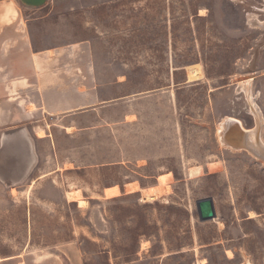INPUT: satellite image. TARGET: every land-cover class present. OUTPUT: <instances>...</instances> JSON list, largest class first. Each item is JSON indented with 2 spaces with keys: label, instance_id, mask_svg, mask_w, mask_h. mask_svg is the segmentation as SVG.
I'll return each mask as SVG.
<instances>
[{
  "label": "rangeland",
  "instance_id": "obj_1",
  "mask_svg": "<svg viewBox=\"0 0 264 264\" xmlns=\"http://www.w3.org/2000/svg\"><path fill=\"white\" fill-rule=\"evenodd\" d=\"M14 1L36 46L67 44L100 87L92 114L27 124L37 162L0 184V253L73 242L83 264H264V163L217 139L227 117L255 127L252 101L264 143V0ZM207 196L216 216L200 221Z\"/></svg>",
  "mask_w": 264,
  "mask_h": 264
},
{
  "label": "crops",
  "instance_id": "obj_2",
  "mask_svg": "<svg viewBox=\"0 0 264 264\" xmlns=\"http://www.w3.org/2000/svg\"><path fill=\"white\" fill-rule=\"evenodd\" d=\"M21 5L32 11L46 7V4L40 7ZM7 6L11 9L5 14ZM29 22L14 0H0V136L4 129L24 125L33 139L27 125L32 120L92 114L93 106L99 101L100 86L93 80V64L87 60L89 55L83 56L89 62L88 66L66 65L68 58L72 59L74 55L67 50L66 54L64 49L69 48L68 45L37 47ZM52 50L54 53L50 56ZM68 126L72 125L67 124L64 128ZM35 154L37 162L36 149ZM36 162L26 173L25 168L19 169L12 160L0 157V178L4 180L0 179V184L13 190L31 175ZM53 252L42 256H30L25 250L1 252L0 264H83L81 252L73 242L65 243Z\"/></svg>",
  "mask_w": 264,
  "mask_h": 264
},
{
  "label": "water",
  "instance_id": "obj_3",
  "mask_svg": "<svg viewBox=\"0 0 264 264\" xmlns=\"http://www.w3.org/2000/svg\"><path fill=\"white\" fill-rule=\"evenodd\" d=\"M21 4L27 7H40L46 4L47 0H18ZM227 122V121H226ZM227 123H230L229 121ZM235 124V123H234ZM236 125V124H235ZM238 133L241 134V141L243 142L242 136L238 125H236ZM225 130L222 132L224 133ZM230 144L233 148H241L251 151L254 156L264 163V154L254 153L252 150L248 149L244 144ZM226 142V141H225ZM244 143V142H243ZM28 156V157H27ZM0 157L8 158L12 160L18 168H25V172L32 168L33 164L36 162V154L34 149L33 139L28 134L26 127L24 125L7 128L2 130L0 136ZM29 158V160H27ZM4 181L2 178H0ZM6 185H10L6 183ZM197 216L200 221L213 220L216 216L214 200L211 196L199 198L195 201Z\"/></svg>",
  "mask_w": 264,
  "mask_h": 264
},
{
  "label": "bare ground",
  "instance_id": "obj_4",
  "mask_svg": "<svg viewBox=\"0 0 264 264\" xmlns=\"http://www.w3.org/2000/svg\"><path fill=\"white\" fill-rule=\"evenodd\" d=\"M200 12L199 13L202 14V16H203L204 10H201ZM49 53L51 54L52 51H49ZM249 80L245 79V80H242L240 82V85L242 86V89H243V91H245L246 95H247V92L249 90V88H248L249 87ZM249 103H250V106L252 109V113L256 119L255 127L251 128V129H246L237 119L227 117L217 129V139L222 146L229 147L233 150H241V148H233V146L230 145V144H235V145L240 144L241 134L238 133V131L236 129V125H238L241 133H243L242 139H243L244 143L242 141H241V143L244 144L248 149L252 150L254 153L256 152L258 154H264V143L260 142L259 135H258L259 134V127H261L260 126L261 115H260L259 111L257 110V108L252 104V101H249ZM226 121L227 122L229 121L230 123H227ZM224 130H225V132L222 133ZM38 135L43 136V131L41 129L38 130ZM227 142L230 144H227ZM250 153L252 154L251 151H250ZM252 155L254 156V154H252ZM193 174L194 173H191V175H193ZM79 201L83 202V200H79ZM255 216H256V214L254 212L251 211L249 213L250 218H253ZM227 253H228L229 257L232 256V254L230 252H227Z\"/></svg>",
  "mask_w": 264,
  "mask_h": 264
}]
</instances>
